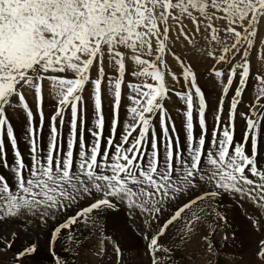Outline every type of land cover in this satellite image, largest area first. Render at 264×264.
<instances>
[{
    "label": "snow or ice",
    "instance_id": "1",
    "mask_svg": "<svg viewBox=\"0 0 264 264\" xmlns=\"http://www.w3.org/2000/svg\"><path fill=\"white\" fill-rule=\"evenodd\" d=\"M0 264H264V0H0Z\"/></svg>",
    "mask_w": 264,
    "mask_h": 264
},
{
    "label": "rangeland",
    "instance_id": "2",
    "mask_svg": "<svg viewBox=\"0 0 264 264\" xmlns=\"http://www.w3.org/2000/svg\"><path fill=\"white\" fill-rule=\"evenodd\" d=\"M259 48V45H257V49ZM46 111H47V106H46ZM173 118L177 122V126L179 127V123L181 120V117L177 115L176 111H172ZM23 150V149H22ZM247 251V243L245 244H238L237 250L235 251L234 255L236 256L237 259H242Z\"/></svg>",
    "mask_w": 264,
    "mask_h": 264
}]
</instances>
